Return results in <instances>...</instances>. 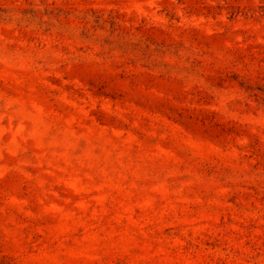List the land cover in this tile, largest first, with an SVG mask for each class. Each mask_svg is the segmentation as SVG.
I'll list each match as a JSON object with an SVG mask.
<instances>
[{
	"label": "rangeland",
	"instance_id": "rangeland-1",
	"mask_svg": "<svg viewBox=\"0 0 264 264\" xmlns=\"http://www.w3.org/2000/svg\"><path fill=\"white\" fill-rule=\"evenodd\" d=\"M0 264H264V0H0Z\"/></svg>",
	"mask_w": 264,
	"mask_h": 264
}]
</instances>
